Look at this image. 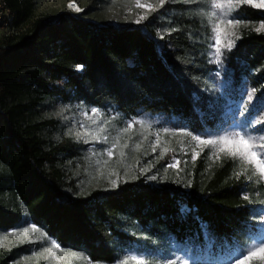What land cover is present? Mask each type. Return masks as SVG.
<instances>
[{"label": "trees", "instance_id": "trees-1", "mask_svg": "<svg viewBox=\"0 0 264 264\" xmlns=\"http://www.w3.org/2000/svg\"><path fill=\"white\" fill-rule=\"evenodd\" d=\"M5 1L16 32L0 38V229L27 221L60 246L108 264L139 240L140 231L152 238L194 239L201 251L203 227L231 244L252 230L250 185L231 176L229 163L207 174L196 168L185 192L173 183H127L73 196L58 155L76 156L82 146L47 142L37 134L42 122L22 124L18 118L23 98L35 104L55 95L127 117H177L193 131L216 129L219 113L203 91L213 70L210 26L192 4H168L160 20L143 27H115L69 13L51 20L34 15L33 0ZM239 13L264 20V9L242 5ZM161 25L166 32L157 37ZM226 64L236 85L247 77L264 100L263 33L243 31ZM7 260L0 257V264Z\"/></svg>", "mask_w": 264, "mask_h": 264}, {"label": "rangeland", "instance_id": "rangeland-1", "mask_svg": "<svg viewBox=\"0 0 264 264\" xmlns=\"http://www.w3.org/2000/svg\"><path fill=\"white\" fill-rule=\"evenodd\" d=\"M33 1L35 16L55 20L61 13H69L115 27H143L154 17L160 20L161 11L166 5L178 1L192 4L201 15L218 11L212 9L205 0H164L162 6L160 0H139L142 5H151V9L136 7L137 0ZM72 3L81 11L70 8L69 4ZM233 3L236 6L227 16L220 15L218 19L210 21L206 15H202L210 26L207 57L213 67L206 77L203 91L210 107L219 113L220 123L216 129L193 131L185 121L177 117L148 112L127 117L111 107L100 109L79 101H64L55 95H44L35 104L29 98L21 100L23 110L18 117L19 121L22 124L42 122L37 132L41 139L53 143L70 140L76 146H82L76 156L58 155V166L66 177V182L73 184L69 189L73 196H84L95 189L113 191L127 183L154 188L173 183L185 192L196 168H201L207 174L227 163L232 177L250 185V190L246 192L253 205L251 221L254 226L238 242H219L203 227L202 249L199 251L197 240L181 242L169 235L152 238L140 231L139 240L124 248L118 259L110 264H121L130 255L144 259L146 264H233L238 250L247 248L255 238L264 236V179L253 176L251 166L244 164L240 158L229 155L227 148L221 152V145H204L192 139L193 136H199L203 140L215 139L235 131L253 136L264 132V100L258 96L257 89L247 77L236 85L226 64L228 52L243 31L253 30L264 34V28L256 30L264 25V20L252 21L239 13L242 5L264 9L255 6L264 4V0H233ZM140 16H145V19L137 23ZM228 20L233 23L228 24ZM214 23L220 24L218 33L213 31ZM155 29L157 37L166 32L163 25ZM217 35L219 45H216ZM230 40L234 43L229 49L226 45ZM217 47L220 49L218 61ZM12 103L14 101H7L8 105ZM93 109L99 111V116L93 114ZM129 125L132 127L125 132ZM101 128L104 129L103 132L100 131ZM97 136L100 137L99 140L95 139ZM117 138L119 143L113 149ZM125 143L128 145L126 148L123 147ZM136 145H139V149ZM109 149H113L111 158L107 155ZM121 152L124 153L123 158ZM173 164L176 166L169 167ZM245 168H248L247 172L244 171ZM153 176L156 179H152ZM182 210L187 211L185 207ZM32 226L38 231L30 232L28 237H24L23 230L31 229ZM41 233L45 235L41 236ZM53 240L43 229L27 221L11 229H0V257L8 256L7 264H108L93 262L82 252L62 246L53 250L54 255H49L47 250L51 248ZM72 253L77 255L73 256ZM252 264L261 262L254 260Z\"/></svg>", "mask_w": 264, "mask_h": 264}, {"label": "snow or ice", "instance_id": "snow-or-ice-1", "mask_svg": "<svg viewBox=\"0 0 264 264\" xmlns=\"http://www.w3.org/2000/svg\"><path fill=\"white\" fill-rule=\"evenodd\" d=\"M206 3L210 5L212 9L218 11H210L207 13H202V15H206L210 21H214L218 19L220 15L227 16V14L236 6L233 3V0H205ZM161 6L164 3V0H160ZM136 7H147L151 9V5H142L139 3V0L136 2ZM257 7H264V4L255 5ZM69 7L73 10L79 12L81 9L74 3L69 4ZM145 19V16H140L137 19V23L141 20ZM223 21H221L222 23ZM232 20H228V24H232ZM264 28V25H261L260 28H257V31H261ZM220 24L214 23L213 31L219 32ZM239 37H237L238 39ZM233 41H229L226 47L229 49L233 46ZM220 44L219 36L217 35L216 38V45ZM216 56L217 61L219 60L220 56V49L219 47L216 48ZM254 91V90H253ZM252 94H249V99H251ZM93 114L99 116V111L96 109L92 110ZM132 125H129L128 128L125 129V132L130 129ZM101 132L104 131L103 128L100 129ZM99 136L95 137V139L99 140ZM107 139V137H104ZM193 140L199 141V143L204 145H221L220 151H225V148L228 149V154L233 157H238L241 161L251 166V172L253 176H259L260 178L264 179V132H262L258 136H253L251 134H243L240 131H235L226 135L218 136L215 139L203 140L199 136H193ZM119 143V139L117 138L115 144L113 145V149L115 148L116 144ZM128 145L125 143L123 147H127ZM136 148L139 149V145H136ZM113 149H109L107 155L111 158L113 155ZM153 151H155V147H153ZM124 153L121 152V158H123ZM195 159V157H193ZM107 164V161L104 162ZM179 161L176 162L178 164ZM176 165H169V167H175ZM245 172L248 171V168L244 169ZM239 175V174H238ZM152 179H156V177H152ZM251 179V176L249 177ZM248 199V197H245ZM35 226H32L31 229L25 228L23 230L22 235L24 237H28L30 232H36ZM12 235H20L18 233H12ZM45 234L41 233V236ZM46 238V237H45ZM56 249H60V245L56 241H51V248L47 251L49 255H54V251ZM73 256H76V253H72ZM254 260H258L261 264H264V236H260L255 238L253 242L245 249L238 250V255L235 257L233 264H252ZM121 264H146V261L136 255H130L125 260L121 261Z\"/></svg>", "mask_w": 264, "mask_h": 264}, {"label": "built area", "instance_id": "built-area-1", "mask_svg": "<svg viewBox=\"0 0 264 264\" xmlns=\"http://www.w3.org/2000/svg\"><path fill=\"white\" fill-rule=\"evenodd\" d=\"M11 11L5 0H0V38L7 37L16 32L11 24Z\"/></svg>", "mask_w": 264, "mask_h": 264}]
</instances>
